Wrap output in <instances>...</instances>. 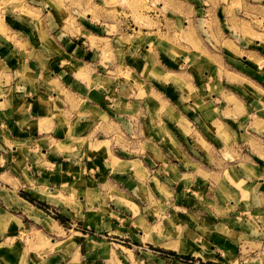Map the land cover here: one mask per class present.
Instances as JSON below:
<instances>
[{
	"label": "crops",
	"instance_id": "obj_1",
	"mask_svg": "<svg viewBox=\"0 0 264 264\" xmlns=\"http://www.w3.org/2000/svg\"><path fill=\"white\" fill-rule=\"evenodd\" d=\"M17 27L19 32L12 30L15 34L9 41L0 39V264H82V259L87 264L90 260L113 264L101 257L94 240L84 238L80 246L86 258L81 255L77 257L79 263L70 262L61 249L66 228L48 214L53 210L59 217H73L81 209L79 194L89 189L83 187L84 176L91 172L88 161L107 154L104 146L99 150L92 147L106 141L111 149L117 146L122 152L138 147V155L118 158L113 166L131 169V163L142 164L148 154L159 160L157 168H162L161 159L175 155L172 157L173 146L169 145H178L180 139L187 141L191 133H195L190 141L196 153L211 155V147L216 146L210 142L207 128L218 127L216 136L221 128L228 134L232 125L222 120L227 114L241 128L235 141L226 142L221 156L226 152L227 157L218 158V172L234 168V176L248 190L244 197L233 188L235 200L214 206L203 203L209 206L207 214H202L203 231L192 224L180 235L174 229L162 241L167 252L157 250L161 244L151 245L152 236L142 228L137 232L117 231L123 227L117 217H108L106 228L115 236L134 235L135 251L140 249L153 257L148 264H264V72H257L254 78L239 73L235 85L240 84V91L234 95L216 76L218 59L188 64L181 55V62L154 59L147 49L128 44L113 46V56L104 60L99 45L90 47L77 38L66 40L61 30L40 43L27 36L33 29ZM151 71L156 76L150 78ZM241 85L250 86L251 92ZM113 95L116 104L112 103ZM191 118L199 130L192 125L186 132ZM195 142L203 147H196ZM147 143L154 144L153 155L146 149L142 155L141 147ZM206 189L215 192L216 187L210 183ZM214 196L210 194L207 199ZM175 203L170 213L178 219L180 207ZM182 208L190 217L192 208ZM89 234L94 235V229Z\"/></svg>",
	"mask_w": 264,
	"mask_h": 264
},
{
	"label": "rangeland",
	"instance_id": "obj_2",
	"mask_svg": "<svg viewBox=\"0 0 264 264\" xmlns=\"http://www.w3.org/2000/svg\"><path fill=\"white\" fill-rule=\"evenodd\" d=\"M17 26L27 30L33 29L28 35L25 34L24 38L32 35L33 39L40 43H45L44 41L51 38L50 34L61 30L66 40L77 38L90 47L99 45L104 60L113 56V46L128 44L136 45L137 49H147L150 57L154 59L163 57L181 62V55L186 64L199 60L214 63L218 59L220 68L216 76L221 80L222 86L234 95H239L240 91V84L235 85L237 77H240L239 73L254 78L257 72H264V0H0V39L4 37L9 41L11 35L15 34L12 30L19 32ZM117 53L122 55L119 51ZM156 74L151 71L149 77ZM244 86L249 88H243L241 85L244 91L251 92L250 86ZM144 92L145 90L141 91L142 95L146 94ZM112 103L116 104L115 96ZM230 117L229 114L222 117V120L227 119L232 125L228 134L221 128L216 136L215 130L217 132L219 128L208 126L210 142L216 146V149L211 147V155L196 153L190 141V137L194 139L195 133H191L186 136L187 141L180 139L178 145L168 144L173 146L171 153L172 157L175 154V158H162V168H157L159 160L148 154L142 159V164L139 161L131 163V169L126 166L114 167V161L118 158H134L138 155V147L130 148L129 152H122L117 146L111 149L108 141L101 143L99 147L93 146V149L98 150L104 146L107 154H101L93 161H88L92 163L88 166L91 172L84 176L83 187L89 189L79 194V197L82 196V207L76 211L77 215L70 217V214H67L65 218L59 217L53 210V214L48 212L66 228V234L62 233V236L65 235V241L62 242L61 249L67 253L69 261L79 263L78 258L81 255L86 258L81 253L83 249L80 246L81 238H84V241L94 240V246L100 247L101 257L107 263L112 261L113 264H148L153 257L141 253L140 249L135 251L132 247L134 235L128 233L131 238H127L125 234H120L119 237L106 228L108 217H117L118 222L123 221L122 229L117 230L120 233H126L129 229L131 232H137L136 229L142 228L152 236L149 238L151 245L161 244L158 247L162 248L157 250L167 252L162 241H166L174 229H178L180 235L192 224L203 231L205 224L202 214H207L206 210L209 209L206 205L214 206L220 201L235 200L233 188L239 190L238 196L241 194L244 197L248 190L234 176V168L227 167L222 174L218 172V158L227 157L226 152L221 156V152L225 151L226 142L235 141L239 134L238 129L241 128L234 119L230 120ZM194 121L196 122L195 119ZM194 121L191 118L187 123L186 132L192 125L199 130ZM108 130L111 131L110 126ZM247 130L250 132V128ZM195 146L203 147L196 142ZM158 147L161 148L162 145ZM141 149L142 155L143 149L153 155L154 144L147 143ZM179 172L189 174L181 176ZM210 183L216 187L215 192L206 189ZM210 194L216 195L213 200L207 199ZM66 200L68 201V198ZM175 201L180 207L178 219L170 213ZM68 202L72 204L71 201ZM182 207H191L195 211L189 210V217ZM141 223H144L145 227H142ZM103 225L104 228L101 229ZM150 225H153L152 228H149ZM92 229L95 234L90 236ZM80 231L89 235L82 236ZM47 236L57 238L58 235ZM98 240L100 242H97ZM86 247L88 244H85V250ZM90 262L94 264L93 261ZM82 264H87V261L82 259Z\"/></svg>",
	"mask_w": 264,
	"mask_h": 264
},
{
	"label": "trees",
	"instance_id": "obj_3",
	"mask_svg": "<svg viewBox=\"0 0 264 264\" xmlns=\"http://www.w3.org/2000/svg\"><path fill=\"white\" fill-rule=\"evenodd\" d=\"M31 200V199H30Z\"/></svg>",
	"mask_w": 264,
	"mask_h": 264
}]
</instances>
